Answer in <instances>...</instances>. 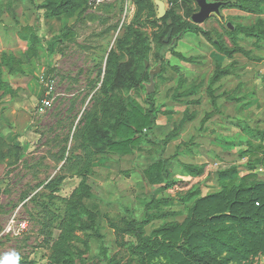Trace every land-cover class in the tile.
Returning <instances> with one entry per match:
<instances>
[{"label": "rangeland", "instance_id": "obj_1", "mask_svg": "<svg viewBox=\"0 0 264 264\" xmlns=\"http://www.w3.org/2000/svg\"><path fill=\"white\" fill-rule=\"evenodd\" d=\"M161 1L159 19L155 0H0V255L7 264L33 257H40L35 264H181L182 256L149 253L171 235L182 242L187 223L202 215L194 202L223 190V171L261 177L251 166H260L264 151V3L259 12L223 7L222 18L198 24L207 36L171 33L162 46L167 13L185 22L198 6ZM135 33L146 38V69L126 52ZM122 62L136 80L159 64L151 91L148 78L112 89ZM148 93L159 108L153 139L129 153L97 152L93 126L116 125L131 101L146 109ZM188 115L196 122L189 125ZM159 159L169 184L150 193L158 173L145 172ZM235 177L233 186L250 183Z\"/></svg>", "mask_w": 264, "mask_h": 264}, {"label": "trees", "instance_id": "obj_2", "mask_svg": "<svg viewBox=\"0 0 264 264\" xmlns=\"http://www.w3.org/2000/svg\"><path fill=\"white\" fill-rule=\"evenodd\" d=\"M220 1L228 2L223 7H239L251 12L262 10L259 5L264 3V0ZM188 2H193V0H187ZM167 18L165 34L171 28L172 34L177 36L186 32H200L207 36V33L197 24L190 20L179 21L173 12H168ZM233 29L237 32L242 30L238 26H233ZM162 38L159 39L160 45L166 46L170 43L166 44ZM39 40L43 41V39ZM218 45L221 46L220 49L225 54L231 53L220 43ZM148 51L146 38H143L139 33H135L133 41L126 47L127 54L141 61L143 69H146L145 62ZM157 66H159L160 72L161 67L159 64ZM149 71L145 72L143 80H136L130 65L127 62H122L118 64L110 86L112 89L120 86H139L145 79L148 78L149 81ZM157 74L158 72L155 75ZM151 98L152 94L148 93L146 109L136 102L128 103L131 111L127 112L122 109L126 113L123 118H117L116 125L93 126L92 142L96 146V151L110 149L119 153H129L141 142L142 138L153 139L152 129L155 126L159 108L153 105ZM261 152L262 157L256 161V164L264 167V151ZM251 167L252 170L256 169L254 165ZM232 170L227 169L222 172L223 177L228 179L223 183L222 191L200 197L194 202L195 214L201 213L202 215L187 223L182 242L174 241L175 239L171 235V243L169 241L168 244L161 245L163 242H158V246L150 251V256L156 258L166 256L170 261L176 256L177 258L182 256L178 261L181 264H258L256 257L264 254V182L257 180L254 173H249L240 179L246 181L247 178H251L249 185L233 186L236 182L235 174L230 175ZM155 171L158 176L155 175L151 181L150 193L158 192L169 184L163 160L159 159L153 163L145 173L150 174ZM196 173L200 174L201 170H197ZM235 178L236 181H240L239 178ZM186 197L181 199H186ZM161 202V199L156 200L158 205ZM59 225H62V221ZM174 246L178 248V252ZM179 250L184 253L180 255Z\"/></svg>", "mask_w": 264, "mask_h": 264}, {"label": "water", "instance_id": "obj_3", "mask_svg": "<svg viewBox=\"0 0 264 264\" xmlns=\"http://www.w3.org/2000/svg\"><path fill=\"white\" fill-rule=\"evenodd\" d=\"M198 10L194 12L190 16V21L194 24H200L203 23L206 19L209 18L211 14H215L222 18L221 16V7L228 4L226 1H220V0H195ZM155 5L157 6V13L158 18L161 19L166 15V9H165V3L161 0H155ZM227 26L231 29H233V25H231L230 22L226 23ZM172 29L170 28L167 32L166 37L164 38V42L167 43L169 41V38L171 37ZM148 62H145V66L147 67ZM159 71V66H157L155 69H152L149 71V84L150 87H148V91H151V86L153 84V78L154 75Z\"/></svg>", "mask_w": 264, "mask_h": 264}, {"label": "crops", "instance_id": "obj_4", "mask_svg": "<svg viewBox=\"0 0 264 264\" xmlns=\"http://www.w3.org/2000/svg\"><path fill=\"white\" fill-rule=\"evenodd\" d=\"M259 68L263 69V73L259 74L260 75L259 78H260L262 84L264 85V65H260L259 64ZM196 93L197 92H196V88H195L194 91L191 94L190 93L189 94L192 96V95H195ZM186 120L189 121V125H190V124L196 122L197 119H196V116L188 115L186 117ZM199 120H200V117H199ZM157 124H158V120H157ZM254 172H256V173L262 172L261 175H260L261 177L257 176L256 179L259 180V181L264 182V167L258 166L254 170ZM37 241H38L37 243H40L42 241V237H38ZM31 255H32V253H31ZM5 257L6 256H4V255H0V264H7V259ZM256 259H257L258 264H264V254H261V255L257 256ZM32 260L33 261H31L30 264H35V261H37V262L40 261V257H39V259L37 257H33ZM11 261H12L11 264H16V262H17L16 259H11Z\"/></svg>", "mask_w": 264, "mask_h": 264}, {"label": "built area", "instance_id": "obj_5", "mask_svg": "<svg viewBox=\"0 0 264 264\" xmlns=\"http://www.w3.org/2000/svg\"><path fill=\"white\" fill-rule=\"evenodd\" d=\"M102 1L103 0H90V2H92V3H100ZM45 103L47 104L46 100L45 101L43 100V103L42 104H45ZM39 110L41 111L42 110V107H40Z\"/></svg>", "mask_w": 264, "mask_h": 264}]
</instances>
